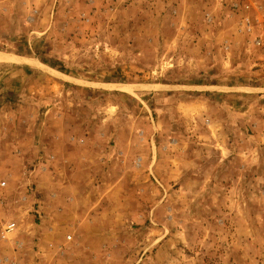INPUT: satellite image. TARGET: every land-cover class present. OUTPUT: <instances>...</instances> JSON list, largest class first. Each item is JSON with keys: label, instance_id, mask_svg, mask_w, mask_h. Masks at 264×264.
<instances>
[{"label": "rangeland", "instance_id": "rangeland-1", "mask_svg": "<svg viewBox=\"0 0 264 264\" xmlns=\"http://www.w3.org/2000/svg\"><path fill=\"white\" fill-rule=\"evenodd\" d=\"M0 55V264H264V0H0Z\"/></svg>", "mask_w": 264, "mask_h": 264}, {"label": "built area", "instance_id": "built-area-1", "mask_svg": "<svg viewBox=\"0 0 264 264\" xmlns=\"http://www.w3.org/2000/svg\"><path fill=\"white\" fill-rule=\"evenodd\" d=\"M3 185H5V184L3 183ZM14 227H15L14 224H9V225H7V226L5 227V229H4V233H5V234H9V233H11L12 231H14ZM3 238H5V237L3 236Z\"/></svg>", "mask_w": 264, "mask_h": 264}, {"label": "bare ground", "instance_id": "bare-ground-1", "mask_svg": "<svg viewBox=\"0 0 264 264\" xmlns=\"http://www.w3.org/2000/svg\"><path fill=\"white\" fill-rule=\"evenodd\" d=\"M17 59V58H16ZM9 59H6V58H3V56H1L0 55V61H8ZM9 62V61H8ZM25 62V61H24ZM11 63H13L12 61H11ZM22 63V62H21Z\"/></svg>", "mask_w": 264, "mask_h": 264}]
</instances>
